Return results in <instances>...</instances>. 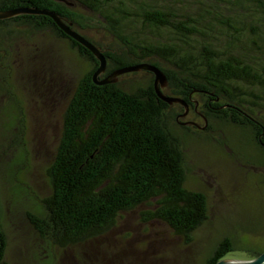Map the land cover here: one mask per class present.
Listing matches in <instances>:
<instances>
[{
	"label": "trees",
	"instance_id": "trees-1",
	"mask_svg": "<svg viewBox=\"0 0 264 264\" xmlns=\"http://www.w3.org/2000/svg\"><path fill=\"white\" fill-rule=\"evenodd\" d=\"M27 5L57 12L99 47L105 73L140 62L156 65L168 79L162 91L199 112V127L210 117L227 121L250 132L264 153V0H0V9ZM10 22L52 31L90 63L65 107L45 168L50 192L41 199L43 216L26 214L34 232L60 247L80 244L121 213L146 205L140 214L188 241L207 218V199L185 186L184 152L167 125L170 111L183 112V106L159 99L148 71L149 82L135 89L118 81L95 84L96 59L47 15L0 19V34L9 32ZM87 29L109 40L98 42ZM3 235L0 229V264ZM234 242L223 237L211 253L223 254Z\"/></svg>",
	"mask_w": 264,
	"mask_h": 264
},
{
	"label": "rangeland",
	"instance_id": "rangeland-1",
	"mask_svg": "<svg viewBox=\"0 0 264 264\" xmlns=\"http://www.w3.org/2000/svg\"><path fill=\"white\" fill-rule=\"evenodd\" d=\"M83 12V11H82ZM85 13V12H84ZM86 14V13H85ZM0 34V204L5 264H201L223 238L264 244V153L250 132L218 118L205 127L167 125L184 152V184L201 190L207 218L188 241L143 205L118 215L104 232L80 244L60 247L32 229L27 212L43 216L41 199L50 192L46 176L60 134L62 115L90 63L66 39L48 29L10 22ZM98 42L106 35L87 29ZM151 74L123 73L126 90L146 85ZM192 116V115H191ZM203 125V119L193 115Z\"/></svg>",
	"mask_w": 264,
	"mask_h": 264
},
{
	"label": "water",
	"instance_id": "water-1",
	"mask_svg": "<svg viewBox=\"0 0 264 264\" xmlns=\"http://www.w3.org/2000/svg\"><path fill=\"white\" fill-rule=\"evenodd\" d=\"M21 14H43L50 17L52 22L60 29L65 35L75 41L77 44L87 49L97 61L96 69L91 73L92 81L97 85L115 83L119 76L123 73L130 71H141L145 70L153 74V87L157 97L167 104L172 105L173 103H179L183 106V112L177 116V118L186 115L188 111V103L179 96H172L164 93L162 90L168 85V79L159 67L148 62H140L133 65L122 66L114 68L113 70L105 73L106 71V58L99 47H96L90 42L85 36L78 33L72 28L71 23H67L63 17L57 12L49 9L39 8L32 5L27 6H15L7 9H0V19L11 18ZM184 125H188L190 122H181ZM203 128V126H202ZM1 219V218H0ZM264 262V250L253 259H234V258H223L218 260L215 264H261Z\"/></svg>",
	"mask_w": 264,
	"mask_h": 264
},
{
	"label": "flooded vegetation",
	"instance_id": "flooded-vegetation-1",
	"mask_svg": "<svg viewBox=\"0 0 264 264\" xmlns=\"http://www.w3.org/2000/svg\"><path fill=\"white\" fill-rule=\"evenodd\" d=\"M188 106V111L186 115L181 116L177 118L178 115H180L182 112H180V107H177L178 113L175 116V122L181 126L188 127V128H198L199 123L196 121L195 116L199 117V112L194 111L190 104ZM197 112V113H196ZM192 115V116H191ZM188 121L190 122L188 125H184L181 122L183 121ZM264 250V244L263 245H251L247 244L244 242H239V243H232L229 245L226 249V251L223 254L220 253H215L212 254V250L208 254L207 257L204 258L203 261H208L209 264H215L218 260L223 259V258H234V259H253L257 257L262 251ZM261 264H264L262 262Z\"/></svg>",
	"mask_w": 264,
	"mask_h": 264
}]
</instances>
